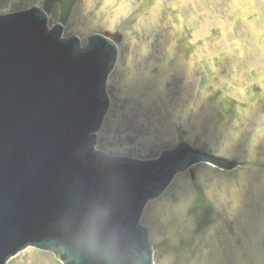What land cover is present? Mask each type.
<instances>
[{
  "label": "rangeland",
  "instance_id": "rangeland-1",
  "mask_svg": "<svg viewBox=\"0 0 264 264\" xmlns=\"http://www.w3.org/2000/svg\"><path fill=\"white\" fill-rule=\"evenodd\" d=\"M44 1L0 0V13ZM118 31L95 150L153 160L185 141L241 164L195 166L146 204L155 263L264 264V0H76L63 38L85 48ZM7 264L62 262L28 247Z\"/></svg>",
  "mask_w": 264,
  "mask_h": 264
},
{
  "label": "water",
  "instance_id": "water-1",
  "mask_svg": "<svg viewBox=\"0 0 264 264\" xmlns=\"http://www.w3.org/2000/svg\"><path fill=\"white\" fill-rule=\"evenodd\" d=\"M75 3L0 13V264L28 247L62 264H156L146 204L195 166L241 164L185 141L153 160L96 151L124 33L64 39Z\"/></svg>",
  "mask_w": 264,
  "mask_h": 264
},
{
  "label": "flooded vegetation",
  "instance_id": "flooded-vegetation-1",
  "mask_svg": "<svg viewBox=\"0 0 264 264\" xmlns=\"http://www.w3.org/2000/svg\"><path fill=\"white\" fill-rule=\"evenodd\" d=\"M58 11H59V12H58ZM61 12H62V7H61V5H60V4H55V6H54V8H53V11H52L51 15H52L53 13L57 14V16H58V21H59V17H60Z\"/></svg>",
  "mask_w": 264,
  "mask_h": 264
},
{
  "label": "clouds",
  "instance_id": "clouds-1",
  "mask_svg": "<svg viewBox=\"0 0 264 264\" xmlns=\"http://www.w3.org/2000/svg\"><path fill=\"white\" fill-rule=\"evenodd\" d=\"M89 243H93V241L89 240Z\"/></svg>",
  "mask_w": 264,
  "mask_h": 264
}]
</instances>
